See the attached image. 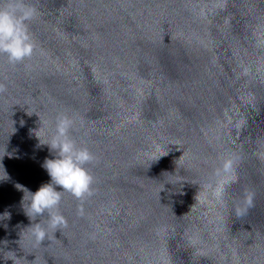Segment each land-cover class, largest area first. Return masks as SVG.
Here are the masks:
<instances>
[{
    "label": "water",
    "instance_id": "obj_1",
    "mask_svg": "<svg viewBox=\"0 0 264 264\" xmlns=\"http://www.w3.org/2000/svg\"><path fill=\"white\" fill-rule=\"evenodd\" d=\"M26 3L34 53L0 55V264H264V0ZM58 113L94 184L36 245L15 185L50 181ZM225 156L236 180L202 198Z\"/></svg>",
    "mask_w": 264,
    "mask_h": 264
},
{
    "label": "clouds",
    "instance_id": "obj_2",
    "mask_svg": "<svg viewBox=\"0 0 264 264\" xmlns=\"http://www.w3.org/2000/svg\"><path fill=\"white\" fill-rule=\"evenodd\" d=\"M36 15L37 9L26 3V0H4V3H0V55L5 56L10 65L21 64L32 57L35 43L28 24ZM5 91V85L0 83V93ZM75 123V119L67 113H58L48 139L41 142L38 138L39 143L47 145L53 156L51 159L45 158L42 164L50 181L42 183L35 192L22 185H15L24 193L22 201L27 199L26 209L22 206L30 221L27 229L36 245L45 241L49 230L54 236L57 230L67 227L66 218L58 210L62 193H68L78 201H83L92 194L94 177L87 165L96 157L88 147L78 144L71 135ZM235 180V161L232 157L225 156L214 171V180L205 185L201 197L211 194L218 203H222L226 186ZM245 203L251 206V194H246ZM3 215L10 219L7 211ZM37 218L43 220L39 219L37 222Z\"/></svg>",
    "mask_w": 264,
    "mask_h": 264
}]
</instances>
